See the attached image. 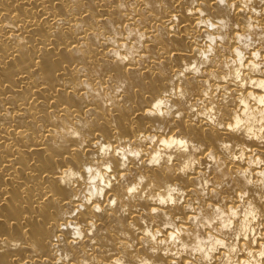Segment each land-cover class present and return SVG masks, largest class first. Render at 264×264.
<instances>
[{"label": "bare ground", "instance_id": "obj_1", "mask_svg": "<svg viewBox=\"0 0 264 264\" xmlns=\"http://www.w3.org/2000/svg\"><path fill=\"white\" fill-rule=\"evenodd\" d=\"M0 264H264V0H0Z\"/></svg>", "mask_w": 264, "mask_h": 264}]
</instances>
